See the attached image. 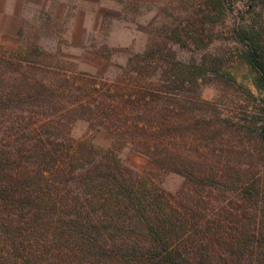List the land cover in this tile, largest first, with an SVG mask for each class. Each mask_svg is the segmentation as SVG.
Returning a JSON list of instances; mask_svg holds the SVG:
<instances>
[{
  "label": "rangeland",
  "instance_id": "374dc122",
  "mask_svg": "<svg viewBox=\"0 0 264 264\" xmlns=\"http://www.w3.org/2000/svg\"><path fill=\"white\" fill-rule=\"evenodd\" d=\"M10 3L0 7V90L37 97L15 118L48 128L52 144L111 150L183 216L195 215L193 253L208 248L212 264H257L263 253V262L264 91L236 33L264 39V5Z\"/></svg>",
  "mask_w": 264,
  "mask_h": 264
},
{
  "label": "trees",
  "instance_id": "16d2710c",
  "mask_svg": "<svg viewBox=\"0 0 264 264\" xmlns=\"http://www.w3.org/2000/svg\"><path fill=\"white\" fill-rule=\"evenodd\" d=\"M260 3L252 0L250 9ZM236 34L264 91L263 36L246 28ZM36 99L0 90V264H212L208 248L189 249L199 233L195 215L183 216L169 194L132 174L111 150L52 144L48 128L15 118L22 102Z\"/></svg>",
  "mask_w": 264,
  "mask_h": 264
},
{
  "label": "crops",
  "instance_id": "0c3cea01",
  "mask_svg": "<svg viewBox=\"0 0 264 264\" xmlns=\"http://www.w3.org/2000/svg\"><path fill=\"white\" fill-rule=\"evenodd\" d=\"M19 0H17V2H18ZM33 2H37V0H32ZM9 2H11L10 4L12 5L14 2H15V0H0V7H1V9H3V10H11V7L9 6ZM48 2V1H47ZM17 5V4H16Z\"/></svg>",
  "mask_w": 264,
  "mask_h": 264
}]
</instances>
